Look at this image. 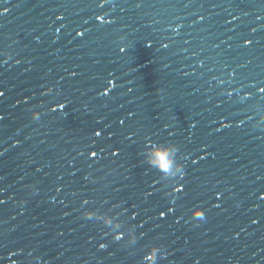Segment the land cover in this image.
<instances>
[{"label": "water", "instance_id": "water-1", "mask_svg": "<svg viewBox=\"0 0 264 264\" xmlns=\"http://www.w3.org/2000/svg\"><path fill=\"white\" fill-rule=\"evenodd\" d=\"M5 7L0 264H264V0Z\"/></svg>", "mask_w": 264, "mask_h": 264}, {"label": "clouds", "instance_id": "clouds-1", "mask_svg": "<svg viewBox=\"0 0 264 264\" xmlns=\"http://www.w3.org/2000/svg\"><path fill=\"white\" fill-rule=\"evenodd\" d=\"M103 2H104V0H101V3H103ZM0 11H7V9H0ZM245 43H248V41H245ZM123 50H124V48H121V51H123ZM220 83H223V81H220ZM229 94H231V93H229ZM248 95H250V93H245V96H248ZM63 106H64L63 104L60 105L61 108ZM53 110H55V106L53 107ZM33 115H34V117L36 119H39V114L38 113H35L34 112ZM178 167H180V166L178 165ZM183 175H184V173L181 172V177H183ZM176 190H179V188H177ZM194 217L203 218L204 217V211L200 207H198L195 210ZM120 238L121 237H119V236L116 237V239H120ZM100 247L103 248V247H105V245L104 244H101ZM155 252H156V249H153V256L155 255ZM13 264H16V262L14 261Z\"/></svg>", "mask_w": 264, "mask_h": 264}, {"label": "snow or ice", "instance_id": "snow-or-ice-1", "mask_svg": "<svg viewBox=\"0 0 264 264\" xmlns=\"http://www.w3.org/2000/svg\"><path fill=\"white\" fill-rule=\"evenodd\" d=\"M103 3H101V6ZM3 9H7V11H0V14L7 13L9 11V9L7 7L3 8ZM97 19H103V17H97ZM260 91L264 92V88H261ZM161 215H164V213H161Z\"/></svg>", "mask_w": 264, "mask_h": 264}]
</instances>
